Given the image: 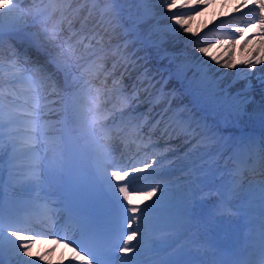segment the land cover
<instances>
[{
    "label": "snow or ice",
    "instance_id": "snow-or-ice-1",
    "mask_svg": "<svg viewBox=\"0 0 264 264\" xmlns=\"http://www.w3.org/2000/svg\"><path fill=\"white\" fill-rule=\"evenodd\" d=\"M20 2L0 0V40L5 27L16 29L21 21L31 16L41 26L43 43H38V48L44 52L45 60L24 57L12 59L7 66L0 61V264H52L47 253L37 252L34 256L32 252L37 241L46 240L72 249L74 255L62 257L58 264H114L113 249L123 254L120 256L122 264H198L194 258H185L188 253L183 247H176L179 240L168 243V237L160 236L161 244H157L154 238L165 231L160 224L166 216L175 217L169 231L187 230L188 196H184L185 203L180 206L179 214L172 211L173 196L177 191L190 193L201 183L206 172L205 153L215 150L214 155H222L221 150L233 143L232 138L222 134L221 123L238 125L253 110L255 97L246 89L249 77L258 65L264 64V0L238 3L235 13L219 20L220 32L215 34V41L204 46L203 37L208 33L202 37L199 28L193 31L192 22L214 0H158L169 14L168 34L191 37L194 50L201 55L193 67L187 58L184 63H176L181 52L169 54L167 49L161 50L156 45L157 54L162 53L168 65H176L175 72L167 66L153 71L147 54L136 55L139 49L122 55L125 72H129V65L133 71L141 69L130 91L123 85V73L112 80L111 88L108 87L107 79L115 71V64L113 71L100 80L104 67L97 62L100 58L87 62L84 56L76 54L83 37L73 43L72 37L76 35L73 32L60 41L63 21H67L69 30L72 27V21L63 15L62 3L40 0L33 8L18 9ZM121 2L99 0L93 7L102 3L104 13L118 17ZM57 12L61 14L59 20L54 19ZM252 27L258 32L245 38V45L258 38L260 47L245 48L248 57L237 60L235 46ZM225 45L222 53L213 52L214 48ZM88 47L90 45H85ZM139 61L143 64H138ZM219 68L236 70V83L240 82L242 74L244 86L232 91L234 85H224L214 71ZM260 71L264 79V69ZM60 77L63 89L58 83ZM174 78L176 85L169 87ZM97 80L99 86L94 83ZM114 91L120 93L121 107L118 109L115 105L107 107ZM53 93L56 99H50ZM66 96L71 101L70 119L67 105L63 103ZM54 104L61 106L53 107ZM145 104L148 105L146 112L136 114V109ZM115 112H119V124L114 118L109 122ZM52 113H64V118L60 121L47 119ZM259 113L264 117V100ZM57 123L61 125L60 135L50 136L49 131ZM130 124L132 131L126 132ZM125 135L133 136L131 142L137 143L138 154L129 156L128 163L118 164L103 141L121 139ZM141 148L146 150L143 155H139ZM240 150L249 157L259 158L260 175L264 177V141L241 137L236 143V151ZM6 153L7 180L3 176ZM85 155L87 163L83 160ZM21 156L28 158L26 168L17 163ZM162 171L182 173L171 182L177 186L175 189L157 179ZM230 174L234 177L240 173ZM93 181L103 186L114 209L104 227H99L74 202V194ZM47 182L63 190L68 217L74 225L71 236L65 229L48 230V225L55 228L56 222L47 205L41 203L45 198L41 192ZM223 188L221 209L224 213L231 212L229 205L233 200L251 203V197L255 196L258 206L254 209L255 216L251 214L253 210L243 207H238L237 211L245 212L257 236L242 253L215 264H264V178L250 180L247 194L241 191L240 181L234 178ZM37 207L45 211H30ZM198 243L193 241V244ZM54 251L56 248L49 250ZM148 253L156 255L148 256Z\"/></svg>",
    "mask_w": 264,
    "mask_h": 264
},
{
    "label": "bare ground",
    "instance_id": "bare-ground-1",
    "mask_svg": "<svg viewBox=\"0 0 264 264\" xmlns=\"http://www.w3.org/2000/svg\"><path fill=\"white\" fill-rule=\"evenodd\" d=\"M78 1H80L81 3L73 5L74 8L72 11H73L74 15L77 12L83 14L84 15L83 22H85V20H87L89 25L95 24V22H97V24L95 26H93L92 28H89V25H87L85 28L86 30L88 29L87 32H89V31L94 32L96 28L99 30L98 33H93L94 40H91V41L88 38L89 34L85 35V34H83V31H80V30L75 31L77 38L81 37V36H83V38H84L83 44L79 45L77 48L78 51L84 49L85 45H90V47H88L86 49L89 50V53L94 52L95 55H91V56H93V58L95 60H97V57L104 55L103 52L106 49V47L101 46L99 44V42L102 41L105 37V41L108 42L109 45H112L115 41L119 42V44H121V45L127 44L128 45L127 46L128 52L134 51L135 49H139V51L136 52V55L141 56L142 54H145L146 52H145V49L141 48L140 46L142 44L147 45L149 43L147 42V44H146V42H141V41L139 43L138 40L142 39V41H143V38L137 39L135 37L134 33H138V31H135L133 23H135L136 21L133 22V20L144 19L146 21V23H143L145 25H143L141 27V30H139L141 35H142V30L147 28L151 32L153 37L156 39L155 42H160L162 45H164V47H165L164 49H167L168 51H172V52L176 51L177 52V51H182V50H188L191 48V51L195 54L192 58L188 59L189 54L184 55L182 53V55L179 57V59L176 62L184 63L185 58H187V62L190 63L193 67H195L197 65L198 61L196 58L200 57L201 54L194 50V47L191 44L192 38L191 37H184L182 34L179 36H172V35L168 34V26L170 25V20L168 19L169 14L167 13L166 9H164L160 5L158 0H156V2H154V0H122V2L119 4V6H126L129 10V12L133 15L132 16L133 19L130 20V22H129V19H128V21H126L128 24V28H126V29L123 26L120 28H118L117 26H113V23L115 22V20L112 18L111 13H104V12L103 13L101 12V14L97 13V9L99 7H101L102 3L99 5V7H94L91 10L87 9V2L89 5H94V2L99 3V0H86L85 4L83 3V0H78ZM35 2H36V0H21V2H20L21 7H18V9H29V8H31V6ZM238 3H242V0H227V2H225V0H214V3L209 8L205 9V11H203L202 13H200L199 15H197L195 17L194 21L192 22L193 31H196V29L199 28L202 37H203V34L205 32L208 33V35L206 37H203L202 46H204V44H206L207 42H210V36L212 38H215V34L220 32V29L217 27L219 20L223 19L229 13H235L236 6ZM249 3H251V0H249ZM136 7H137V9H136ZM74 15H73V17H71L72 19L74 18ZM114 18H116V17H114ZM110 19H113L112 25H108V23H107V21ZM117 19L118 18H116V20ZM142 21H140V22H142ZM82 25H83V23L81 24L80 27H82ZM123 29H125V31ZM138 29H140V28H138ZM70 30L72 31V30H74V28H71ZM127 30H129V33ZM136 30H137V28H136ZM126 31H127V33H126ZM100 32H103L102 36H99ZM257 32H258V30L255 27L249 28L245 32V37H241L239 39V41L237 42V44L235 46V48H236L235 52H237V53H235V56L238 55V57L236 56L237 60H241L244 57L245 58L248 57V52L245 51V48H251V47L259 48L260 47L258 38L255 41L249 40V44L245 45V38H250L253 36V34H256ZM22 34L28 35L31 39H33L34 41H36L40 44L43 43V36L41 34L40 24L37 22V20H34L33 17H31V16L26 17L23 21H21L20 25L16 29H8L7 27H5V29L3 31V35H2V40H0V58L2 56L7 55L8 52H12L13 49L15 48V46H18L20 44L25 45L23 43V39L20 40V39L16 38ZM34 34H37V35H34ZM68 35H69V32L68 33L64 32V31L61 32L60 41L62 42L64 39H66L68 37ZM141 35H138V36H141ZM225 38L227 39V37H225ZM144 39L151 42V40H149L146 37ZM96 41H98V44L95 43ZM211 42H214V41H211ZM226 47H227V45H225L224 47H222L220 49L214 48L213 52H221L222 53L224 51V48H226ZM154 48H155V46H154ZM106 53H108V52H106ZM38 54L40 55V52H38ZM153 54H154L153 51L147 53L148 56H151ZM252 55L254 56L255 53H253ZM34 57H35L36 61L43 62L45 60L44 56L38 57V55H34ZM107 57H108V55H107ZM262 59H264V57H262ZM115 65H116V68H119L120 72L122 71V68L125 67L124 63H116ZM174 65H172V66H174ZM261 66L264 67V64H261ZM239 67H240V65H238V68ZM119 70L115 69V71H119ZM214 71L216 72L217 75H219L221 77V81L227 82V83L226 82L223 83L224 85L225 84L226 85H234L233 87H231L232 91H234V92L238 91L240 88H242L244 86V84H243L244 80L242 79V74H241V78H240L239 83H236V80L238 79L237 77L235 80H233L234 72L236 70L219 68V69H214ZM189 72H191V71H189ZM114 76H115V74L110 75L109 79L111 80ZM60 78H62V77H60ZM58 83H59V80H58ZM248 83H252V86H253V89L251 90V95L253 97H255L253 109L259 108L261 101L264 100V79H262L261 77L252 76L248 80ZM241 84H243V85H241ZM49 91H51V89H49ZM113 94H114V96H113ZM117 94H118V92H115V91L112 93L111 101L113 99H115ZM50 99H56V96L53 98V95H52L50 97ZM63 103H65L67 105V113L70 112V114H71V108H70L71 101L65 97ZM60 106H61L60 104H54L53 105V107H60ZM147 106L148 105H146V104L141 105L139 108L136 109V114H138V112L139 113L144 112V108H146ZM128 111H130V110H128ZM62 114L63 113H60V114L52 113L47 117V119H49L51 121H57V119H59ZM114 119L116 120V123L120 122V115H117ZM126 119H127V117H125V120ZM251 122L252 123H254V122L263 123L264 117H261V115H260L259 117H257L256 121L251 120ZM242 125H243V123H240V124L235 125V126H238V128H241ZM227 127H229V129H230L233 126L227 125ZM258 134L264 135V132H262V133L259 132ZM49 135L50 136H56V124L49 131ZM223 135L225 136V138L230 137L233 139L235 137V135H231L229 133H225ZM224 149H226V148H224ZM244 153L247 154L245 151H244ZM256 158L257 157L255 155H253V159L256 160ZM218 160H220L219 156L210 157L206 161V164L209 161L211 162V163L209 162L207 165V166H209L207 173H210V175H212L217 170V167L214 166V164L216 162H218ZM17 163L21 167L26 168L29 161H28L27 157L21 156V158H19ZM170 174H173V176H170ZM180 174H182V173L179 171H175V172L162 171L161 174H159L157 176V179L158 180H160V179H162V180L163 179H171V178L176 176L177 178H175V180H177L178 178L181 177ZM253 174L256 175L257 173L253 172ZM236 178H239V175H236ZM54 188H55V185L51 182H48V185H47V183L45 185V190L43 191V193L44 194L48 193L49 192L48 190H53ZM246 191H248V189ZM41 195H42V192H41ZM197 199H198V204H200L198 214L199 215L200 214L201 215H207V216H205V219L206 220L210 219L212 217L211 212H212V209L214 207V205H213L214 200H213V198L210 194V190L207 186L204 188L203 192H201L197 195ZM38 211L41 213V212L45 211V209L38 207ZM54 221L57 222V220H54ZM213 230H215V231L216 230L217 231L223 230V226L221 224V221H218L215 224V227L213 228ZM204 243H206L204 240H202L200 243H198V248H201L202 244H204ZM204 246H207V244H204ZM35 248L37 249V251L38 250L43 251L47 248H51V249L56 248V251L48 253L49 259L52 261V263L55 262L58 264V262L62 259V257H66L65 252L67 251V249L64 248L63 245H59V246L54 245L51 242V240H46L43 243H40L39 241H37L36 246L34 247L33 251L35 250ZM209 251H211V248Z\"/></svg>",
    "mask_w": 264,
    "mask_h": 264
},
{
    "label": "rangeland",
    "instance_id": "rangeland-1",
    "mask_svg": "<svg viewBox=\"0 0 264 264\" xmlns=\"http://www.w3.org/2000/svg\"><path fill=\"white\" fill-rule=\"evenodd\" d=\"M78 3H81L80 1H78V0H76L75 1V3L74 4H78ZM127 9V10H126ZM119 11H121V13H120V17L122 18H119L117 21H115V23L117 22V23H124L126 26H127V23L126 22H124L125 20H127L128 21V19H129V21L130 20H132L131 19V16L132 15H129L127 12H128V8L126 7V6H124L123 7V10H119ZM79 14V16L81 17L82 16V14L81 13H78ZM78 14H77V16H78ZM76 16V17H77ZM76 17H74L73 19H75ZM72 19V18H71ZM143 20V21H142ZM133 21H136L135 23H133L134 24V27H135V30H136V28H137V30L139 31V30H141V27L144 25L143 23H146V21L144 20V19H136V20H133ZM140 21H142V22H140ZM145 21V22H144ZM140 22V23H139ZM137 26V27H136ZM138 28H140V29H138ZM140 33V32H139ZM141 35V34H140ZM137 39H138V35H136L135 36ZM148 38L149 40H151V41H155L156 39L153 37V35L151 34V32L146 28V29H143L142 30V35H141V38ZM211 41H215V38H213L212 40L210 39V42ZM143 42H145L144 40H143ZM146 44H147V42H146ZM104 46H105V44H103ZM156 45H158L159 46V48L161 49L162 48V46L164 47V45H160V42H150L149 44H147V45H145V48H144V44L142 45V48H144L145 50H146V52L148 51V52H150L151 50L152 51H154L155 53H157V51H158V49H157V47H155V49L154 48H152V47H154V46H156ZM152 46V47H151ZM148 48V49H147ZM157 49V50H156ZM156 50V51H155ZM184 51V50H183ZM181 52V53H183L184 55H187V54H189V56H188V59H190V58H192L195 54L191 51V49H188V50H185L184 52ZM173 52H176V51H173ZM172 53V52H171ZM214 53H217V54H219V53H221V52H214ZM235 53H237V52H235ZM83 54H85V52H81L80 53V55L79 56H83ZM166 61H167V59H166ZM176 63H180V62H176ZM167 64H168V61H167ZM172 65H174V64H172ZM261 65H258L257 67H259V68H257V70L255 71V73L256 74H259V75H261V69H264V67H260ZM189 73H191V72H188V75H189ZM191 75H192V73H191ZM252 76H254V74L252 75ZM252 76H250V77H252ZM250 77H249V79H250ZM257 77H259V76H257ZM175 79V78H174ZM185 102H187V101H185ZM253 111H259V108H254L253 109ZM249 114H255V113H249ZM259 116H260V113H259ZM258 116V117H259ZM253 116H246L244 119H243V125L241 126V128H244V127H250L253 123L251 122V118H252ZM256 119L257 118H254V120L256 121ZM254 123H256V122H254ZM252 127H254V125H252ZM225 151H227V147H226V149H225ZM225 153V152H224ZM23 168V167H22ZM6 173H7V171H6Z\"/></svg>",
    "mask_w": 264,
    "mask_h": 264
}]
</instances>
